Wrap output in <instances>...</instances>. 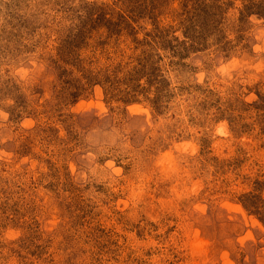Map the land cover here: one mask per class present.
<instances>
[{"label":"rangeland","instance_id":"rangeland-1","mask_svg":"<svg viewBox=\"0 0 264 264\" xmlns=\"http://www.w3.org/2000/svg\"><path fill=\"white\" fill-rule=\"evenodd\" d=\"M0 264H264V0H0Z\"/></svg>","mask_w":264,"mask_h":264}]
</instances>
